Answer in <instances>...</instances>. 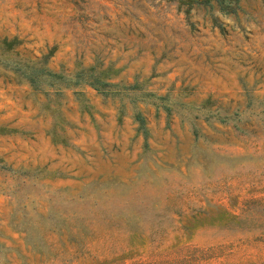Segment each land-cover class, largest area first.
Returning a JSON list of instances; mask_svg holds the SVG:
<instances>
[{
    "label": "rangeland",
    "instance_id": "1",
    "mask_svg": "<svg viewBox=\"0 0 264 264\" xmlns=\"http://www.w3.org/2000/svg\"><path fill=\"white\" fill-rule=\"evenodd\" d=\"M239 6L0 0V264H264V0Z\"/></svg>",
    "mask_w": 264,
    "mask_h": 264
},
{
    "label": "trees",
    "instance_id": "2",
    "mask_svg": "<svg viewBox=\"0 0 264 264\" xmlns=\"http://www.w3.org/2000/svg\"><path fill=\"white\" fill-rule=\"evenodd\" d=\"M179 5L181 7L184 6V12L186 15H188L191 11V9L194 6H201L204 8L207 13L210 14V19L212 23L219 28L222 29V25L217 21L216 16L212 14V11L217 8L218 12L224 15H235L237 11L240 9L239 6V0H177ZM13 42V41H12ZM3 44H5L8 48L12 45L11 43L6 42L5 40L2 41ZM25 72L26 70H29L26 74L28 78L31 80V82L35 84H43L44 82H52L50 78H56L59 77L61 80L66 82H71L72 79H67L65 75L62 74H56L52 71L48 70L44 65L40 67H29L28 65L22 64L21 65ZM17 70H22L21 67H17ZM87 71V72H86ZM89 70L81 69L78 70L75 75V82H79L80 80H86L93 86H105L107 83L105 80H103V77L107 74V71H98L95 73H89ZM67 84L68 83H64Z\"/></svg>",
    "mask_w": 264,
    "mask_h": 264
}]
</instances>
